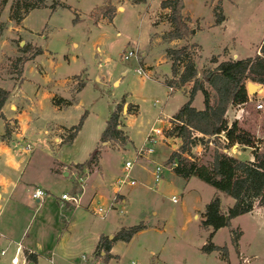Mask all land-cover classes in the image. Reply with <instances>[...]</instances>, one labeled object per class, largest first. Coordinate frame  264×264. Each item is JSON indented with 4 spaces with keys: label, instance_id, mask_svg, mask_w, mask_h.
<instances>
[{
    "label": "rangeland",
    "instance_id": "obj_1",
    "mask_svg": "<svg viewBox=\"0 0 264 264\" xmlns=\"http://www.w3.org/2000/svg\"><path fill=\"white\" fill-rule=\"evenodd\" d=\"M16 1L0 0V21L5 25L0 39V89L12 94L0 111V140H5L17 161L26 164L13 175L17 190L4 194L0 202L1 247L12 253L17 245L39 251L44 257L40 264H50L47 256L52 253L53 264H264V207L256 206L232 219L230 227L213 232L203 225L207 205L217 198L226 212L234 199L197 177L184 180L174 174L173 165L166 164L183 144L166 116L173 117L187 102L192 85L173 90L166 84L172 77L166 50L181 44L166 39L171 26L161 8L165 0L141 4L110 0L117 9L113 21L98 23L91 13L108 4L106 0H49L46 8L33 10L20 24L10 17ZM56 1L63 6L52 9ZM217 9L230 20L226 32L211 31ZM184 15L195 30L190 43L200 46L196 62L201 75L214 70L220 59L259 54L264 0H185ZM39 49L41 54L35 55ZM25 58L30 60L21 65L19 60ZM140 69L143 74H138ZM263 91L251 95L248 105L229 108V123L254 118L257 104H264ZM60 98L71 106L57 107L54 101ZM193 106L205 108L201 92ZM115 111L127 136L125 145L102 142ZM80 122V131L68 144L69 129ZM253 122L246 127L252 128ZM154 126L164 129L166 139L140 157L138 151L151 146L145 139ZM199 135L191 160L200 166L209 167L216 151L243 161L253 159L250 148H225L224 136L217 144ZM97 150L99 165L92 172L75 168ZM52 159L66 170L52 174ZM126 162L133 163L130 171ZM157 167L162 169L158 181ZM121 179L135 184H125L123 196H115ZM38 188L45 192L40 201L32 198ZM64 194L77 197V203L63 201ZM99 208L109 210L105 219L95 214ZM141 225L145 228L130 242L113 243V257L93 262L100 234L116 235ZM238 229L242 235L236 248L231 234ZM211 243L220 250L204 253ZM0 264L11 263L3 257Z\"/></svg>",
    "mask_w": 264,
    "mask_h": 264
},
{
    "label": "trees",
    "instance_id": "obj_2",
    "mask_svg": "<svg viewBox=\"0 0 264 264\" xmlns=\"http://www.w3.org/2000/svg\"><path fill=\"white\" fill-rule=\"evenodd\" d=\"M48 1L17 0L11 9V20L20 24L33 10L46 8ZM106 1L108 4L92 11L91 16L95 23L102 19L113 21L117 9L110 0ZM59 2H54L52 9L63 6ZM133 2L134 4H141L145 3L146 0H134ZM161 8L167 11L165 16H167V21L171 26L166 39L188 41V38L193 34V27L191 19L184 15L185 0H165L161 3ZM215 13L216 24H221L225 18L221 16L218 9ZM4 31L5 25L0 21V39ZM198 48L200 46L197 43L187 42L181 47H170L166 50V56L172 64V77L166 81L167 86L174 90V88L183 89L192 85L187 93L189 96L187 102L172 118V122L175 124L173 132L183 140V144L171 154L166 164L171 166L176 164L173 167L174 174L184 180L197 177L234 199V205L226 212L222 211L220 200L217 198L207 205L203 214V225L216 232L219 229L230 227L232 219L251 213L256 206L264 207V114L261 113V110L254 112V118H251L254 122L250 129L246 126L251 120L244 123L234 121L230 124L227 118L229 108L243 107L250 103L251 98L247 91L248 82L264 85V40L258 50L259 54L254 57L222 62L214 70L206 69L201 76H199L196 62V49ZM40 54L41 49L37 50L35 55ZM28 60L30 58H25L19 60V63L24 65ZM212 63H217V60L213 58ZM181 69L182 72H180ZM198 92H201L204 97L205 108L203 110H197L193 106V101ZM10 96V92L0 89V111ZM54 103L57 107L71 106V102L64 98L56 99ZM81 124L80 122L79 125L69 129L71 135L67 140L68 144L75 139L81 129ZM196 133L209 139L213 138L217 144H219L221 136H224L225 148L230 149L234 145L243 149L250 148L253 159L243 161L216 151L209 167L200 166L191 160L192 150L198 141L193 137ZM126 141L127 136L122 130L119 113L115 111L102 134V142L125 145ZM99 153L100 151L97 150L91 154L86 162L75 165V168L80 172H92L99 165ZM144 228L145 226L141 225L122 229L113 240L102 237L96 247L95 255L101 257V253L104 252L103 259L108 260L111 258L110 251L114 242L117 240L130 242L133 236ZM231 235L232 242L237 248L242 232L239 229L232 230ZM219 250L220 248L212 243L203 249L204 253L207 254ZM23 253L28 263H36L37 255L35 253L28 250H24ZM225 256H227L226 251Z\"/></svg>",
    "mask_w": 264,
    "mask_h": 264
},
{
    "label": "crops",
    "instance_id": "obj_3",
    "mask_svg": "<svg viewBox=\"0 0 264 264\" xmlns=\"http://www.w3.org/2000/svg\"><path fill=\"white\" fill-rule=\"evenodd\" d=\"M229 18H225V20L221 23V24H214L212 23L210 28H211V31H214V30H219L220 32L224 31L226 32L227 31V26H228V23H229ZM189 41V39H188ZM187 40H179L178 44H184L183 42L187 43L188 42ZM190 42V41H189ZM199 45V44H198ZM259 47V46H258ZM258 51V49L256 50ZM231 52L228 53V56ZM259 53V51L257 52ZM237 59L238 56L237 55H234L233 59ZM248 58V57H247ZM218 59V58H217ZM220 59V58H219ZM245 59V58H244ZM228 59H220V62H223V61H226ZM215 65H218L217 63ZM199 70V69H198ZM201 75V71L199 70V76ZM187 87V86H186ZM185 87V89H187ZM264 87V85H263ZM188 90V89H187ZM262 91H263V88H262ZM40 94V93H39ZM263 94H264V91H263ZM12 96V94H11ZM10 96V97H11ZM264 96V95H263ZM10 99V98H9ZM6 106V104H5ZM5 106L3 107V109L5 108ZM55 108V107H54ZM12 109V108H11ZM56 109H59V108H55ZM3 111V110H2ZM166 118H173L172 116L169 117V116H166ZM22 120V119H21ZM23 121V120H22ZM61 127V125H60ZM62 127H65V126H62ZM54 140L57 142L58 139H56L54 137ZM16 143H13V147H15ZM52 158V157H51ZM59 164H62L60 163L59 161H56L54 159H52V161L50 162L51 164V167H50V172L52 174H57L58 172L60 171H64L66 170V166L65 165H61L59 166ZM25 164L26 162H21V161H17L15 156L13 155V153L10 151V149L8 147H6L5 145V140H0V202L3 200V197H4V194H7V193H11V192H14L17 190V183H18V180H14L13 178V175L15 172H20L21 170H23V168H25ZM11 172V173H10ZM38 189H41L43 190L42 188H38ZM11 190V191H10ZM117 188L115 186V189H114V194L115 196L118 194L120 196H123L121 195V190L120 191H116ZM10 191V192H9ZM80 191V190H78ZM125 202V198L123 200ZM117 235V234H116ZM115 233L114 235H106L104 233L100 234L99 238H98V242H97V245L99 243V241L101 240L102 237H108L110 240H111V236H116ZM4 237V236H3ZM2 239V238H1ZM0 239V244H2L3 240ZM5 239V237L3 238ZM8 240V239H7ZM10 242H12L11 240H9ZM96 245V247H97ZM114 245V244H113ZM112 245V249L110 251V255L111 257H113V251H114V246ZM12 246V245H11ZM96 247H95V250H96ZM55 248H57L55 246ZM23 250H28L32 253H35L37 255V261L36 263H29V264H40L41 261L43 260V256L39 253V251H35L33 249H30V248H23ZM95 250H94V259H93V262L95 263H98L97 261H95V258H98V256L95 255ZM14 253H12V251H10V248H9V251H8V254L6 255V259L8 260V262H10V259L12 257ZM104 256V252L101 253V257L103 258ZM1 259V258H0ZM53 259H54V254H50L49 256H47V260L50 264H53ZM46 260V261H47ZM52 260V261H51ZM105 262V261H104Z\"/></svg>",
    "mask_w": 264,
    "mask_h": 264
},
{
    "label": "built area",
    "instance_id": "obj_4",
    "mask_svg": "<svg viewBox=\"0 0 264 264\" xmlns=\"http://www.w3.org/2000/svg\"><path fill=\"white\" fill-rule=\"evenodd\" d=\"M131 55H132V53H130L129 56H131ZM125 58L127 59L128 56H125ZM137 72H138V74H143V71L141 69L140 70H137ZM257 108L259 110L264 111V104L259 103L257 105ZM171 120H172V118H171ZM159 122H160V120H159ZM172 124L175 125L174 122ZM173 129L174 128H172L171 130L173 131ZM195 135H197V133L194 134L193 137H195L196 139H198V137L195 136ZM199 136H203V135L200 134ZM221 138H223V137L221 136ZM160 139H162V140L166 139V132L164 131L163 128H157L155 126L152 127L150 129V133L146 136V139H145L146 143L149 144V145H151V146L150 147H147V148L146 147L141 148L138 151L137 155L141 157L144 154L152 153L153 152V148L152 147L160 144ZM175 165L176 164H173V167ZM132 166H133V163L126 162L125 163V169H126V171H130L131 168H132ZM161 174H162L161 167H157L156 168V172H155V177H156V180L157 181L161 178ZM160 182H162V181H160ZM125 184L133 186L135 184V182L133 180L132 181H127L125 179L124 180H122V179L121 180H118L116 182V188H117L116 191L117 192L120 191ZM44 195H45V192L43 190L38 189L37 191H35L32 194V198L35 199V200H37V201H40L43 198ZM62 200L63 201L69 200V201H71L73 203H77V197H68L65 194L62 195ZM172 201L173 202H176V198L173 197ZM108 213H109V210L106 211V212H104V210L102 208H99L96 211L95 214L98 215V216H100L102 219H105ZM1 238H2V236L0 235V239ZM16 247H17V252L12 255V257L10 259V263L11 264H29L28 261H27V259H26V257L24 256V253H23L24 250L22 249L21 245H17ZM21 249L23 250L22 251V254H23L22 257H20V255L18 253ZM8 251H9V248L8 247H1V245H0V258L6 257V255L8 254ZM132 264H136V263L133 262Z\"/></svg>",
    "mask_w": 264,
    "mask_h": 264
},
{
    "label": "water",
    "instance_id": "obj_5",
    "mask_svg": "<svg viewBox=\"0 0 264 264\" xmlns=\"http://www.w3.org/2000/svg\"><path fill=\"white\" fill-rule=\"evenodd\" d=\"M193 33H195V30H193ZM263 85L262 84H258V83H253V82H248L247 83V91H248V95H256V94H260L262 91ZM105 145H107V143H105ZM238 146L235 145L234 148H237ZM64 176H68V173H65ZM162 185V182H160V186ZM113 238V236H111V239Z\"/></svg>",
    "mask_w": 264,
    "mask_h": 264
}]
</instances>
